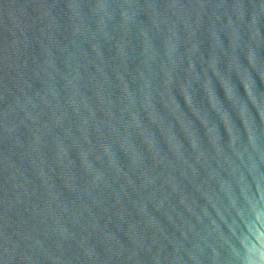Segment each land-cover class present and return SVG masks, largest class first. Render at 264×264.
I'll use <instances>...</instances> for the list:
<instances>
[{"label":"water","instance_id":"95a60500","mask_svg":"<svg viewBox=\"0 0 264 264\" xmlns=\"http://www.w3.org/2000/svg\"><path fill=\"white\" fill-rule=\"evenodd\" d=\"M0 264H264V0H0Z\"/></svg>","mask_w":264,"mask_h":264}]
</instances>
